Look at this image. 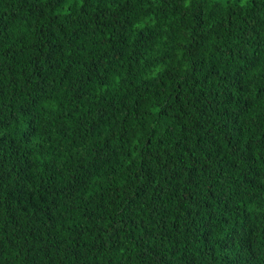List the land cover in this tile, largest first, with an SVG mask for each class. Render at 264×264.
Returning <instances> with one entry per match:
<instances>
[{
    "label": "trees",
    "instance_id": "16d2710c",
    "mask_svg": "<svg viewBox=\"0 0 264 264\" xmlns=\"http://www.w3.org/2000/svg\"><path fill=\"white\" fill-rule=\"evenodd\" d=\"M0 264H264V0H0Z\"/></svg>",
    "mask_w": 264,
    "mask_h": 264
}]
</instances>
